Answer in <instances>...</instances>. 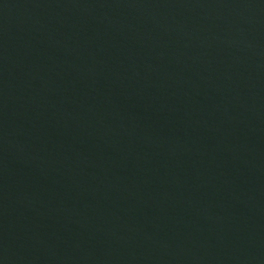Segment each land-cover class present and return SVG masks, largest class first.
Instances as JSON below:
<instances>
[{"label": "water", "instance_id": "95a60500", "mask_svg": "<svg viewBox=\"0 0 264 264\" xmlns=\"http://www.w3.org/2000/svg\"><path fill=\"white\" fill-rule=\"evenodd\" d=\"M0 264H264V0H0Z\"/></svg>", "mask_w": 264, "mask_h": 264}]
</instances>
